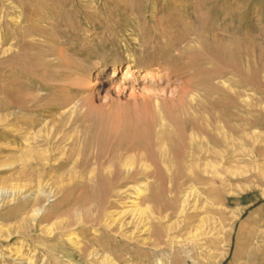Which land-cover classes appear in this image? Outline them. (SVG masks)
Wrapping results in <instances>:
<instances>
[{
    "label": "rangeland",
    "instance_id": "1",
    "mask_svg": "<svg viewBox=\"0 0 264 264\" xmlns=\"http://www.w3.org/2000/svg\"><path fill=\"white\" fill-rule=\"evenodd\" d=\"M159 30L203 35L193 82L221 124L200 119L194 136L189 129L187 142L172 145L197 155L151 158L157 175L113 180L108 163L93 170V161L75 162L71 140H62L81 132L66 125L69 109L86 95L94 108L128 107L137 126L122 131L140 137L135 105L143 100L135 104L134 93L150 89L167 106L188 76L154 81L155 66L127 68L126 58L142 48L161 53ZM115 61L117 78H138L117 95L107 91ZM91 121L86 154L113 139L107 116ZM45 125L57 133L50 159L16 160L23 136ZM29 143L47 150L41 139ZM203 162L217 172H203ZM140 182L144 218L130 211L131 186ZM0 187L19 189L14 198L0 193V264H264V0H0ZM35 208L42 209L36 219Z\"/></svg>",
    "mask_w": 264,
    "mask_h": 264
},
{
    "label": "bare ground",
    "instance_id": "2",
    "mask_svg": "<svg viewBox=\"0 0 264 264\" xmlns=\"http://www.w3.org/2000/svg\"><path fill=\"white\" fill-rule=\"evenodd\" d=\"M171 33L165 30H159L157 39H165L163 42L160 43V45L163 47L161 53H150L145 55L146 49L142 48V50L138 54H134L131 55V57L126 58V64L127 68L141 65H150L151 67L155 66L152 70H159L158 75H156V73L152 71L148 73V75L151 76L154 81L170 80L172 74L180 75L188 73V76H185L186 78L184 80L181 79V85L177 87L176 98L174 100H171L169 105L165 106V104L163 105L164 100L162 97H160L159 95L154 96L149 94L151 92L154 93V91L150 92V89H143V94L134 93L133 98H136L135 104L137 98L143 100V106L141 107V109L136 108L138 106L135 105V109H137V114L141 115L142 117V122L139 125V127L141 128V134L139 137L135 134H133V136H128L124 134V130L121 128L124 124L126 125V131L128 130V128L136 129L134 127L136 124L132 123L133 120L131 117V111L128 107H126V109H121L116 112H112V110L107 105L106 107L108 109L106 107L104 108L101 106L94 108L91 105V96L84 95L85 97H82V102L79 107L77 106L76 108V104H72L71 109H69V113L71 115L69 117V120L66 122V125L70 128L72 127L74 130L75 128L77 130L78 128H81V132L79 130V132L77 131L74 135L69 134L63 136L62 139L63 141L71 140V145L72 147L74 146V149L72 150H74L75 154L77 155V158L75 157V162L80 161L83 163V165H86L87 163H90V161H93V170H95L96 166H103L105 163H108L109 166L104 170L105 173L112 179L115 177L129 180L130 178H133L137 175H157V169H154V167L152 168V165L149 162L151 158L158 157L162 160H180L181 158L183 159L186 157L197 155L194 153V149L192 148L191 150L185 152L178 150L172 145L174 143H177V145L181 146V144L187 142V139L190 138L187 135L189 133L188 130L190 129L192 131L191 133H189L190 136L194 134L195 130H199L200 119H204L206 121L205 125L207 123L208 126H214V128L218 130L219 126H217V124H221V118L219 115H215L213 113L212 105L214 104V102H212V100H208L207 97H205L207 95H201L200 88L195 86L193 82V69L195 65V60H198L200 56L195 53V43H202L204 37L201 34H197L196 37H189V34L188 36H183L177 33ZM185 41L189 45L181 46L180 44ZM168 44L170 47L165 48V46H167ZM167 59L170 61V63L167 62ZM159 60H161V62ZM120 64L121 63H119L118 61L112 63V68L110 72L111 77L109 79L108 87L109 89H107V91L112 90L116 95L120 90L124 89L123 85H130L138 79L135 74L126 76L125 78L121 79L117 78L116 76L118 74V66H120ZM164 67H166V69H164ZM105 69L106 67L104 65L97 69V74L95 76L96 83H98L99 75H102L103 72H106ZM86 80H88V77H86ZM87 86L88 84L86 83V86L83 88V92L85 93L89 92ZM216 100L219 101V99L217 98ZM216 100L214 99V101ZM76 111L78 115H75ZM94 114L98 116H107L109 121L112 123L111 131H113V139L111 141L108 140L109 142L105 150L103 146L101 147V143L100 145L98 143H95V145L90 146V151L88 154H86L85 149L87 146L85 144L86 135H84V131L90 130L92 126L91 120L93 119ZM44 128L46 129L43 130L44 132H35L36 134H31L27 132L23 137L24 142L27 143V146H29L30 148L32 147V143L30 144L29 142H33L35 145H38V139H41L44 145L47 146V150L36 151L34 149L36 146L34 148L25 150L27 146H24V151L21 150L19 152L16 160H19V162H27L28 160H30V158L35 157L40 161L45 162L50 159L52 155L50 153V149L52 146L51 141L56 138L57 135V133H55L56 127L49 128L45 125ZM221 130L223 129L221 128ZM40 133L43 134L38 135ZM79 133H82L83 136L81 137V134L79 135ZM95 139L96 138H94V140ZM86 140L88 141V139ZM89 140L91 139L89 138ZM65 153L67 152L63 150L62 154L65 155ZM208 169H210L209 171L213 170L215 173L217 172L215 171L216 169L213 165L206 162L203 164L202 170L203 172H209ZM131 187L135 190L136 196L133 200H131L132 209L130 211L135 215H138V218H144L145 209L139 205L138 200L142 193H145L146 186L143 185V182H140L138 185H133ZM2 192H10L11 196H13L14 198L16 194L19 193V189H15L13 187H0V193ZM193 195L194 190L193 188H191V190L184 196L182 200L180 212H183L185 210L186 206L188 205L189 198ZM41 214V208H35L31 212V216H33L34 219L39 218ZM51 229H46L49 234L52 231ZM105 260L106 259H104V261Z\"/></svg>",
    "mask_w": 264,
    "mask_h": 264
}]
</instances>
